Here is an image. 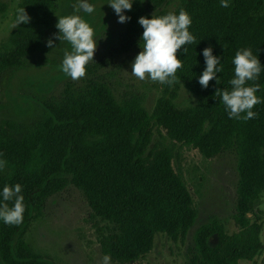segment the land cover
<instances>
[{"label": "trees", "instance_id": "1", "mask_svg": "<svg viewBox=\"0 0 264 264\" xmlns=\"http://www.w3.org/2000/svg\"><path fill=\"white\" fill-rule=\"evenodd\" d=\"M227 2L225 8L221 0H133L131 10H125L130 19L124 40L130 49H141V16L178 15L184 9L192 21L189 31L195 43L177 52L183 64L176 73L179 82L162 84L151 112L140 97L118 102L108 85L90 79L79 87L68 84L60 99H39L42 114L33 125L0 122V160L7 162L0 170V202L5 185L20 184L25 206L21 224L0 220L1 264H50L32 253L24 232L39 219L49 198L68 185L82 193L92 218L104 223L99 243L110 261L137 262L152 250L157 235L184 244L198 213L173 169L171 148L153 144L154 130H163L171 142L196 150L204 159L235 153L245 161L258 153L253 147L264 143V0ZM59 6V0L20 1L18 7L31 19L14 27L0 45V77L44 50ZM206 47L220 58L223 72L217 73L219 84L213 79L205 89L199 76L206 67ZM241 48H250L262 67L258 79L247 82L260 85L256 95L262 101L252 109L256 118L247 121L230 118L215 96L217 89L231 90L232 61ZM180 87L197 98L195 106H176ZM236 172L233 221L238 231L228 235L217 217L209 218L194 232L190 264L252 262L261 251L264 219L256 203L264 195V170L243 163Z\"/></svg>", "mask_w": 264, "mask_h": 264}, {"label": "rangeland", "instance_id": "2", "mask_svg": "<svg viewBox=\"0 0 264 264\" xmlns=\"http://www.w3.org/2000/svg\"><path fill=\"white\" fill-rule=\"evenodd\" d=\"M20 1L0 0V7H4L0 8V45L14 29V14ZM77 2L59 0L55 28L47 36L44 50L28 56L20 68L8 70L0 77V122L33 125L42 114L39 99H60L68 84L79 87L90 79L108 85L118 102L138 96L148 112L153 110L162 95V84L147 78L140 80L131 73V64L142 49L127 47L126 22H118V16L109 6L111 0H88L95 8L91 14L83 10L76 12ZM70 14L81 16L93 28L97 41L93 60L86 65V74L79 80H73L62 71L64 51H70L71 46L56 38L58 17ZM49 39L53 40L51 48L47 46ZM196 103V97L179 88L175 101L179 109L191 108ZM153 144L171 148L173 169L184 181L198 216L183 245H174L165 236L157 235L152 250L132 264H190L194 232L209 218L217 217L228 235L238 231L233 221L237 199L236 167L247 163L264 170V143L257 144L256 148L253 144L258 153L245 161L235 153L204 159L196 150L171 142L163 130L159 133L154 130ZM256 208L263 212L264 219V195ZM103 228V222L92 218L82 193L68 185L49 198L39 219L32 221L24 232L23 241L33 254L50 264H100L103 254L98 231ZM260 239L262 249L255 259L239 264H264V221ZM210 244L214 245L215 240L211 239ZM110 264L124 263L110 261Z\"/></svg>", "mask_w": 264, "mask_h": 264}, {"label": "clouds", "instance_id": "3", "mask_svg": "<svg viewBox=\"0 0 264 264\" xmlns=\"http://www.w3.org/2000/svg\"><path fill=\"white\" fill-rule=\"evenodd\" d=\"M133 0H111L109 6L114 9L119 23L127 22L130 17L124 15L125 10H131ZM227 0H221V7L227 8ZM76 12L83 10L91 14L95 8L88 0H78L74 6ZM30 16L24 7H17L13 27L28 24ZM138 23L144 31L140 41L142 49L131 64V73L140 80L150 79L153 82L168 84L169 86L179 82L176 73L183 66L182 61L177 58V52L184 45L195 43V37L190 33L189 27L192 23L189 14L181 9L179 14L169 12L166 15L151 18L141 16ZM56 28L59 30L56 38L66 41L71 50L65 49L62 61V71L73 80H79L86 74V65L93 60L97 47L94 40L93 28L79 15L70 14L59 16ZM48 47L53 46V40L49 39ZM187 54L188 49L183 48ZM203 57L206 67L199 76V84L203 88L209 86V82L217 78V73L223 72V65L218 56L213 55L211 47L203 49ZM235 76L229 81L231 90L217 89L215 96L221 98L230 118L250 120L257 116L252 109L262 101L256 95L260 90L259 84L248 86V81H256L262 71L261 62L250 48H241L236 51L234 59ZM218 65H220L218 67ZM244 114V115H242ZM5 160H0V170L6 165ZM20 184L14 187L5 185L2 191L3 202H0V220L9 225H19L23 222L25 206L24 197L21 195ZM12 201V205H9ZM110 256L104 255L100 264H110Z\"/></svg>", "mask_w": 264, "mask_h": 264}]
</instances>
